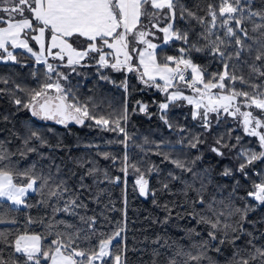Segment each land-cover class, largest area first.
I'll list each match as a JSON object with an SVG mask.
<instances>
[{
    "label": "snow or ice",
    "instance_id": "snow-or-ice-1",
    "mask_svg": "<svg viewBox=\"0 0 264 264\" xmlns=\"http://www.w3.org/2000/svg\"><path fill=\"white\" fill-rule=\"evenodd\" d=\"M180 22L184 28L178 26ZM176 42H180L178 55L167 54L165 49ZM17 49L33 59L30 75L38 86H23L0 76V84L10 85L0 87V96H7L16 111L27 110L32 117L66 130L74 124L114 133L115 138L104 143L122 146V155L101 151L100 144L87 147L95 148L97 156L113 165L119 163L125 184L130 171L135 175L139 194L152 196L153 204L166 213L159 222L188 219L206 226L207 239L187 246L163 240L164 264H202L209 259V248L220 253L221 246L227 245L232 246L229 264H264V243H257L260 237L245 228L252 223L249 214L264 207V0H197L192 6L185 0H0V63L28 67L18 59L22 53H16ZM194 54L206 62H197ZM39 65L44 66L42 79ZM212 65L215 70L210 71ZM81 68H95L99 81L123 91L119 107L79 95L78 85L70 77L82 75ZM109 69L124 73V79L117 83L105 71ZM130 73L143 85L139 91L153 90L161 99L153 98L151 103L137 100L130 112ZM153 106L155 112L150 111ZM185 107L190 110L181 113L185 121L181 123L171 114ZM137 112L149 120L158 117L176 136L175 141L143 136L137 143L136 133L128 131L131 116ZM189 118L191 126L186 123ZM0 121L10 122V115L0 114ZM47 132L55 134V129ZM22 144L18 152H11L0 142V202L10 203L12 211L30 209L34 205L28 203L29 193L39 192L42 199L38 204L50 207L51 216L26 217V226L39 224L43 232L27 227L23 231L0 229V264H126V247L113 243L124 228L97 235L96 218L77 211L87 209L80 192L91 190L83 183L85 177H94L96 183H120L121 177L111 176L92 159L76 160L80 168L91 166L73 190L63 179L54 181L51 173L37 172L35 165L21 170L12 159L17 154L23 158L36 153L40 147L60 148L61 141L52 145L44 132L30 127ZM205 146L222 166L219 176L233 181L227 202L209 194L212 169L198 167L205 159ZM131 147L173 166L158 181L159 188L150 187L149 177L159 176L161 167L143 157L134 161ZM225 160L229 163L224 164ZM242 181L247 182L246 196L238 194L245 187ZM177 182L181 188L174 192L172 186ZM215 187L221 189L219 184ZM104 192L99 189L91 198L99 202ZM158 192L183 199L160 203ZM236 200L243 201V206ZM59 213L78 217L87 228L56 220ZM6 224L18 225L19 221L0 214V225ZM187 234L201 235L195 227L187 229ZM242 236L247 239L237 243Z\"/></svg>",
    "mask_w": 264,
    "mask_h": 264
},
{
    "label": "trees",
    "instance_id": "trees-1",
    "mask_svg": "<svg viewBox=\"0 0 264 264\" xmlns=\"http://www.w3.org/2000/svg\"><path fill=\"white\" fill-rule=\"evenodd\" d=\"M197 0H185V3L192 6ZM214 2V0H213ZM203 14V13H201ZM179 27L184 28L183 22H180ZM180 46V42H176L174 45L165 49L169 55H178L176 48ZM35 48V46H34ZM16 53H22L18 55V59L25 62L28 67H21L19 64L0 63V76H5L10 80H14L23 86H38L37 80H34L30 73L32 71L33 59L29 54L24 53L21 50H15ZM160 50L158 49V52ZM197 62L205 63V58L200 54H194ZM40 70V79L43 78L44 66H37ZM82 75L77 76L73 74L70 77L73 85H78V93L81 97L93 96L97 100L110 101L114 106L119 107L123 100L124 93L119 88L105 81H99L95 68H81L78 69ZM210 71L215 70V65H212ZM61 71L67 72L68 69H61ZM107 74L111 75L114 80L119 83L124 79V73H115L110 69L105 70ZM246 71V70H245ZM129 76V88L131 94L128 96L129 111L135 106V101L142 100L147 103H151L153 98L159 100L161 96L153 90L145 92L139 91L143 85L139 84L134 74H128ZM10 86V85H9ZM0 84V87H9ZM239 87V85H237ZM23 96V93H17ZM189 108L175 110L171 115L173 118L179 120L181 123H185L181 113L189 112ZM150 111L155 112V106L150 108ZM12 113H15L12 115ZM0 114H9L10 122L0 121V142L11 152H18V149L23 148L22 140L26 135V130L34 128L42 131L48 136L49 142L55 145L57 141H61L60 148L40 147L36 153H28L25 157H20L18 154L12 159L17 166L23 170L36 166L37 172H42L44 175L51 173L54 181L63 179L67 184L73 188L78 189L80 184L79 177L82 176L87 167L80 168L76 165L75 161L80 159H92L97 162V165L101 169H107L109 174L113 177L120 176V183H109L107 181L103 183L94 182V177H85L83 183L88 185L91 189H80L81 200L87 204V209H77L80 215L94 216L96 223L93 225L97 235L99 234H111L119 227H123L124 231L121 233V238L113 243L119 242L126 247L124 259L126 264H153L156 260L157 264H164L166 249L162 247L163 240L169 242H176L177 245L187 246L191 243L199 242L201 239H207L206 226L198 225L194 220H180L173 218L167 224H162L159 221L163 220L166 213L161 207L153 204V197L147 198L141 196L138 191V187L134 185L135 175L131 173L127 177V183H124V175L118 169L119 163L113 165L111 161H106L96 155L95 148H89V144H100L101 151H110L116 155L123 154V148L120 145H106L104 141L115 138L114 133H100L96 130L89 129L87 127H80L78 125H70L69 129H65L63 126L56 125L51 121H41L38 118L32 117L27 110L16 111L15 107L9 102L7 96H0ZM191 126L193 122L189 120L186 122ZM227 127V126H225ZM48 128L55 129V134L47 132ZM198 130V129H197ZM128 131L130 133H136L137 143L141 142L143 136H149L152 139L159 140L160 138H168L175 141L176 136L169 133V131L159 121L158 117L153 116L151 120L146 115L133 114L129 122ZM215 131V129H214ZM211 140V138H209ZM35 146V145H34ZM129 153L134 161H140L143 157L145 161L158 164L163 170L159 176L153 174L150 179V187L159 188V180L166 176L167 171L172 169V165L167 162L161 164V158L155 155L149 154L144 156L138 149L131 147ZM218 158L214 157L211 153L206 151L205 146V159L198 165L199 168H211V175L213 177V184L209 185V194H215L218 199H224L227 202L230 198L233 181L227 177L219 176V172L222 171V166L216 164ZM229 161L225 160L224 164H228ZM56 166H59L60 171L57 173ZM260 167V165H257ZM185 179H190V176L185 175ZM221 185V189L217 190L215 185ZM245 187H241L238 190V194L246 196L247 182L242 181ZM174 192H178L181 185L177 182L172 186ZM99 189H105L104 194L100 197L99 202L94 201L91 197L94 196ZM190 195H194L190 193ZM42 197L39 192H32L28 195V203L34 205L30 209L21 208L19 211H12L13 206L10 203L0 202V214H7L9 217H14L19 221L18 225H0V229L5 230H25L28 231L43 232L44 227L39 224H33L26 226V217L32 216L33 218H48L51 216V208L38 204V201ZM156 199L158 202L163 203L166 200H182L180 195L169 196L167 194L157 193ZM249 203H253L248 198ZM49 203L54 204V201ZM235 203L239 206H243V201L236 200ZM56 220H64L67 223L76 225L77 227L87 228L83 225L78 217L70 216L64 213H59L55 217ZM248 220L252 223H246L245 228L249 232H252L255 236L260 237L257 243H264V207L259 208L257 211L252 212L248 216ZM195 227L197 231L201 233L199 237L189 236L187 229ZM158 237L163 239L160 243H156ZM247 237L242 236V243ZM96 243L95 238L92 241ZM221 252L217 253L213 249L209 248L207 251L208 260L203 261L202 264H229L231 257L232 246H221ZM159 252L160 256L155 254Z\"/></svg>",
    "mask_w": 264,
    "mask_h": 264
},
{
    "label": "rangeland",
    "instance_id": "rangeland-1",
    "mask_svg": "<svg viewBox=\"0 0 264 264\" xmlns=\"http://www.w3.org/2000/svg\"><path fill=\"white\" fill-rule=\"evenodd\" d=\"M158 35H161V34H158ZM153 42H159L158 40H154ZM30 44L34 47H36V45H35V42L34 41H30ZM17 50H21V49H17ZM21 51H23V50H21ZM49 62H51V63H53V64H56V63H58L57 61H52L51 59H50V61ZM233 124V122L231 121V119L229 118V125H232ZM227 126V125H226Z\"/></svg>",
    "mask_w": 264,
    "mask_h": 264
},
{
    "label": "crops",
    "instance_id": "crops-1",
    "mask_svg": "<svg viewBox=\"0 0 264 264\" xmlns=\"http://www.w3.org/2000/svg\"><path fill=\"white\" fill-rule=\"evenodd\" d=\"M31 193V192H30Z\"/></svg>",
    "mask_w": 264,
    "mask_h": 264
}]
</instances>
